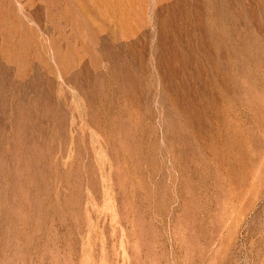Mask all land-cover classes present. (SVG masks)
I'll use <instances>...</instances> for the list:
<instances>
[{
	"label": "rangeland",
	"instance_id": "obj_1",
	"mask_svg": "<svg viewBox=\"0 0 264 264\" xmlns=\"http://www.w3.org/2000/svg\"><path fill=\"white\" fill-rule=\"evenodd\" d=\"M0 264H264V0H0Z\"/></svg>",
	"mask_w": 264,
	"mask_h": 264
}]
</instances>
